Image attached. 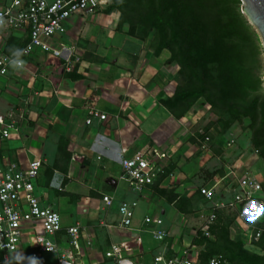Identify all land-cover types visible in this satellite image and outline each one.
Instances as JSON below:
<instances>
[{
	"label": "crops",
	"instance_id": "0c3cea01",
	"mask_svg": "<svg viewBox=\"0 0 264 264\" xmlns=\"http://www.w3.org/2000/svg\"><path fill=\"white\" fill-rule=\"evenodd\" d=\"M118 18V12L106 14L103 9L72 16L64 34L47 40L61 56L36 49L22 58L20 68L10 67L0 76V115L10 113L15 122L8 138L0 135V166L16 163L25 168L32 160L40 161L34 192L35 187L46 189L37 200L59 214L62 226L50 239L68 249L66 229L79 225V264H152L154 256L183 253L198 259L202 247L193 241L210 209L196 194L198 187L218 182L216 200L221 201L236 188L230 172L242 164L241 175L253 173L241 162L223 164L212 178H199L201 170L211 171L219 160L211 149L199 151L193 139L204 114L200 109L208 107L174 118L161 101L173 94L178 66L169 62L167 50L154 53L152 37L140 40L127 34V26L117 28ZM3 40L13 49L27 42L23 31H7ZM89 108L106 115L105 120L86 125ZM153 151L164 177L140 193L132 192L119 179L120 160ZM103 196L112 198L111 206L102 202ZM124 201L136 203L129 227L120 225L118 215ZM233 215L229 231L235 239L243 235L244 223ZM222 216L226 218L225 212ZM146 217L161 219L162 225H147ZM156 229L166 233L162 241L153 239ZM137 238L141 247H131L121 261L105 257L111 245ZM29 244L26 234L19 250L9 255L13 264L21 262ZM259 249L251 250L264 255ZM45 258L54 264V255Z\"/></svg>",
	"mask_w": 264,
	"mask_h": 264
},
{
	"label": "built area",
	"instance_id": "2783aa9c",
	"mask_svg": "<svg viewBox=\"0 0 264 264\" xmlns=\"http://www.w3.org/2000/svg\"><path fill=\"white\" fill-rule=\"evenodd\" d=\"M109 0H2L0 2V76L5 77L10 67L20 68L22 58L28 56L36 49L42 52L50 51L53 56H61V51L53 49L47 40L62 35L66 32V22L75 15H93L98 10L104 9ZM7 31H23L27 42L19 49L9 53L4 51L6 42L3 40ZM67 71L70 69L67 67ZM106 115L93 108L86 111L85 124L92 120H105ZM14 121L11 114L0 115V135L8 138L11 130H14ZM199 134H203L201 129ZM209 138L202 141V149L207 148ZM232 140L225 142L228 148ZM158 155L153 151L147 156L143 152H136L130 158L120 160L121 174L119 179L123 181L132 192L140 193L145 186L153 185L164 169L157 166L155 158ZM256 156V152L254 153ZM164 156V155H163ZM41 163L39 160L28 162L25 168H19L16 163H7L0 166V264H13L10 254L19 250L22 239L29 236V248L19 264H49L46 255H54V264H79L76 261L75 252L80 251V226L74 225L66 229L68 236V249H60L50 239L62 229L61 219L51 207L40 206L34 195L33 181L38 177ZM230 182L236 183L235 189H229V198L221 197L216 200L218 182L210 186L198 187V192L203 200L210 204L208 214L205 216L200 229L205 237H210L208 227L217 218V211H232L235 218L244 223L243 237L244 247L249 251L258 247V243L264 238V199L262 194V182L255 174L249 172L235 176L230 172ZM225 177L221 178L223 182ZM102 202L108 207L112 204V198L103 196ZM255 204V207H253ZM135 202H122L118 207L120 225L129 227L133 219ZM144 223L162 225L161 219L146 217ZM259 224H263L259 226ZM27 225H30L27 227ZM38 226L39 231L34 230ZM156 241H162L166 233L162 229L151 231ZM264 244V239H263ZM88 245V243H87ZM131 247L139 249L140 239L131 243L123 242L113 244L105 252V257L119 262L123 254L129 252ZM259 248V247H258ZM261 250V249H260ZM264 251V250H261ZM221 257L216 256L208 260V264H221ZM197 259L189 258L185 253L180 256L165 258L157 255L152 258V264H198Z\"/></svg>",
	"mask_w": 264,
	"mask_h": 264
},
{
	"label": "trees",
	"instance_id": "16d2710c",
	"mask_svg": "<svg viewBox=\"0 0 264 264\" xmlns=\"http://www.w3.org/2000/svg\"><path fill=\"white\" fill-rule=\"evenodd\" d=\"M113 11L119 13L117 28L127 26V34L140 40L152 37L154 53L167 50L169 62L178 66L173 94L161 101L174 118H183L200 101V107L217 116L222 131L247 119L252 153L264 159V97L257 94L261 79L254 72L252 40L239 0H109L103 12ZM15 49L6 41L5 52ZM206 130L205 126L203 134L197 131L193 136L199 151ZM211 143L209 138L210 147ZM196 194L202 198L198 190ZM224 212H216L208 227L210 237L197 229L193 244L202 247L198 264H208L216 256L221 264H264V255L244 247L243 235L231 238L234 216L224 218ZM263 239L258 243L261 250Z\"/></svg>",
	"mask_w": 264,
	"mask_h": 264
},
{
	"label": "rangeland",
	"instance_id": "374dc122",
	"mask_svg": "<svg viewBox=\"0 0 264 264\" xmlns=\"http://www.w3.org/2000/svg\"><path fill=\"white\" fill-rule=\"evenodd\" d=\"M240 1V0H239ZM244 3L240 1V9L241 14L244 17V19L247 21V24L249 26V33L252 40L253 45V53H254V72L255 75L258 76L261 79V86L258 90L257 94L264 97V45L262 37L260 36L257 29L251 25V23L248 21L246 16L242 13V6ZM194 108L200 109V101L197 102L194 107L191 108L193 110ZM204 112L202 116H200L201 120L198 122V125L200 126V129L203 131V128L207 127V136L210 138V143L213 141L215 145L211 143L207 144V148L214 151L215 155L218 159H215L216 157H211L212 159H215L216 165L213 166V169L211 171L208 170H201L198 174L199 178L203 177L204 179L212 178L215 171H220L223 164L230 165L231 167L234 165H237L238 163L245 162V168L250 169L253 174L257 176V178L264 183V159L257 158L251 150L250 147V136L251 133L248 130V124L249 121L247 119H244L240 124L235 123L230 128L226 129L225 131H222V128L217 126V116L213 114L209 108L207 109H200ZM224 118V117H223ZM207 120V123L203 124L204 121ZM216 139H219L222 143L220 145L219 140L216 141ZM232 140L233 143L228 148L225 147L224 142ZM220 145L219 147L216 146ZM228 149V150H227ZM210 158V159H211ZM252 158V159H250ZM241 161H240V160ZM255 159V160H253ZM233 164V165H232ZM240 168L244 165L240 164ZM238 167L237 170H235V176H240L242 174V171ZM243 170V168H242ZM244 171V170H243ZM45 188H40V190L35 187L34 195L35 197L40 201L41 193L45 192ZM264 190V189H263ZM262 190L261 196H263L264 199V191ZM264 202V201H263ZM225 215L228 217H233L232 211H225ZM232 237V236H231ZM260 250V249H259Z\"/></svg>",
	"mask_w": 264,
	"mask_h": 264
},
{
	"label": "water",
	"instance_id": "95a60500",
	"mask_svg": "<svg viewBox=\"0 0 264 264\" xmlns=\"http://www.w3.org/2000/svg\"><path fill=\"white\" fill-rule=\"evenodd\" d=\"M244 3L242 13L253 25L263 40L264 45V0H240Z\"/></svg>",
	"mask_w": 264,
	"mask_h": 264
},
{
	"label": "clouds",
	"instance_id": "9594fccd",
	"mask_svg": "<svg viewBox=\"0 0 264 264\" xmlns=\"http://www.w3.org/2000/svg\"><path fill=\"white\" fill-rule=\"evenodd\" d=\"M0 23H2V18H0Z\"/></svg>",
	"mask_w": 264,
	"mask_h": 264
},
{
	"label": "snow or ice",
	"instance_id": "6c2138e0",
	"mask_svg": "<svg viewBox=\"0 0 264 264\" xmlns=\"http://www.w3.org/2000/svg\"><path fill=\"white\" fill-rule=\"evenodd\" d=\"M253 207H255V204H253Z\"/></svg>",
	"mask_w": 264,
	"mask_h": 264
}]
</instances>
